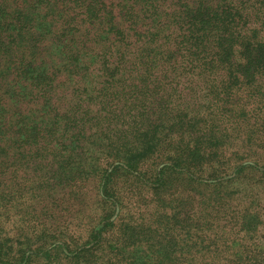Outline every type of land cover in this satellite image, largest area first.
Returning a JSON list of instances; mask_svg holds the SVG:
<instances>
[{
  "label": "trees",
  "instance_id": "obj_1",
  "mask_svg": "<svg viewBox=\"0 0 264 264\" xmlns=\"http://www.w3.org/2000/svg\"><path fill=\"white\" fill-rule=\"evenodd\" d=\"M226 1L0 0V128L21 125L35 132L37 113L41 112L47 138L59 127L65 137L67 130L77 128L74 123L84 126L90 121L85 115L78 119L74 115L78 111L71 119L60 116V107L71 104L66 101L68 96L77 99L76 110L82 105H99L102 120L121 122L123 127L136 123L133 112L139 111L142 119L149 116L151 130L139 135L143 153L129 162V171L121 175L123 188H116L115 182L120 167L107 175L115 162L125 160L118 156L122 152L107 154L105 163L92 170L99 194L96 206L87 211L103 228L92 231L95 243L87 252L97 261L115 244L114 253L117 239L125 240L127 233L140 227L141 220L135 219L140 215L139 197L150 199L152 195L144 191L154 190V181L178 160L188 158L194 166L201 153H209L219 159L223 176L245 171L264 176V91L255 100L243 96L230 104L231 117L217 121L221 144L202 150L198 135L215 137L212 126L206 127L209 132L192 130L194 143L182 146L180 142L175 159L170 155L174 130L182 131V137L188 133L186 124L178 130L166 116H150L162 110L172 115L173 101L168 97L165 102L164 96L176 91L182 80L191 87L195 81L202 82L203 90L216 89L226 95L238 93L264 75V0L261 4L253 1V11L243 0H236L240 2L236 8L235 0ZM118 108L120 112H116ZM12 109L20 110L17 118ZM45 112L49 118L44 117ZM74 130L69 137L71 145L83 139L81 129L75 130L78 133ZM78 149L76 146L73 151ZM3 152L0 264H22L27 261V251L36 254L45 245H54L76 218L62 226L58 213L70 210L56 201L48 203L45 192L51 190L36 188L41 182L37 170L28 162L9 163ZM34 176L39 182H33ZM73 233L67 234L69 240L79 243Z\"/></svg>",
  "mask_w": 264,
  "mask_h": 264
},
{
  "label": "rangeland",
  "instance_id": "obj_2",
  "mask_svg": "<svg viewBox=\"0 0 264 264\" xmlns=\"http://www.w3.org/2000/svg\"><path fill=\"white\" fill-rule=\"evenodd\" d=\"M243 1L250 11L254 10L253 1L261 4L260 0ZM239 3L235 0V8L240 6ZM220 80L216 83L219 84ZM189 84L182 80L176 91H169L170 96L165 94V102L173 101L175 110L170 113L172 115L167 116L164 110L150 115L151 118L157 113L166 116L167 122L171 126L175 124L178 130L186 124L184 129L188 133L182 137V131L174 130L170 152L173 159L178 157L175 150L180 142L182 146L194 143L192 130L204 132L207 126H212L210 129L215 137L209 139L198 135L204 146L202 150L221 144L222 139L216 134L221 125L217 121L220 118L221 121L229 119L232 111L230 104L234 105L243 96L252 100L258 98L264 91V75L238 93L226 95L216 89L203 90L202 82L195 81L192 87ZM66 101L71 104L60 107V116L71 119L78 111L80 113L74 114L78 119L85 115L90 120L84 126L74 123L76 129H81L79 132L83 133L80 143L71 145L69 137L74 129L67 130V136L62 137V127L56 128L57 133L47 138L49 134L44 130L45 123L40 121L41 112L37 113L38 128L35 132L21 125L0 128V151L4 150L1 154L6 153L9 163L28 162L32 170H37L38 180L42 183L36 188L51 190L45 192L47 202L56 201L70 210L58 213L62 226H65V221L67 225L76 218L71 227L63 229L54 245L49 243L36 254L27 251V261L22 264L29 261V264H228V259L233 264H264V176L254 171L223 176L219 173V159L209 153H201L199 163L194 166L189 165L190 159L184 158L178 160L174 168L163 170L159 181H154V190L144 191L145 195H152L150 199L139 197L137 211L140 215H135V219L141 220L140 227L127 233L125 240L117 239L119 243L114 253L115 244L106 249L100 261L91 257L87 251L95 243L92 231L96 233L103 228V224L96 225L95 218L87 211L96 206L99 194L96 174L92 170L98 163H105L107 154L122 152L118 156L120 159L125 156V160L115 162L107 175L120 167L115 182H118L116 188H123L121 175L129 171V162H134L138 154L143 153L144 146L139 135L142 130H151L148 128L150 119L148 114L142 119L139 111L133 112L136 123L123 127L121 122L102 120L99 105L91 108L82 105L76 110V98L68 96ZM106 102L109 103V100ZM119 109L116 112H120ZM19 111L12 109L11 114L14 113L17 118ZM123 112L127 113V110ZM34 114L36 112L29 113L31 116ZM45 114L44 117L49 118ZM99 118L100 124L97 122ZM129 119L127 117L126 120ZM107 121L110 123H105ZM189 124L192 126L190 130ZM75 130L73 132L78 133ZM14 134L18 136L9 138ZM1 136H5L4 139ZM76 146L79 147L78 152L73 151ZM127 150L130 151L128 155L125 154ZM38 180L34 176L33 182ZM75 225L78 228H74ZM68 233H73L79 243L70 241Z\"/></svg>",
  "mask_w": 264,
  "mask_h": 264
}]
</instances>
